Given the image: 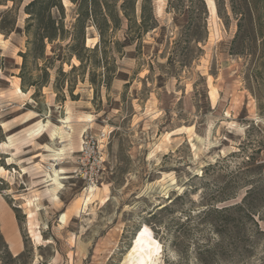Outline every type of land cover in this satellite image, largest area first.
I'll use <instances>...</instances> for the list:
<instances>
[{"label": "rangeland", "instance_id": "374dc122", "mask_svg": "<svg viewBox=\"0 0 264 264\" xmlns=\"http://www.w3.org/2000/svg\"><path fill=\"white\" fill-rule=\"evenodd\" d=\"M29 1L0 3V196L22 241L14 255L0 231V264H121L139 230L158 264H264V0H150L139 36L119 0L104 41L87 22L82 62L60 0L68 31L28 55L22 85ZM92 140L91 192L77 159Z\"/></svg>", "mask_w": 264, "mask_h": 264}, {"label": "trees", "instance_id": "16d2710c", "mask_svg": "<svg viewBox=\"0 0 264 264\" xmlns=\"http://www.w3.org/2000/svg\"><path fill=\"white\" fill-rule=\"evenodd\" d=\"M5 1V0H0ZM77 6V13L75 20L72 24L73 43L69 46L72 50H75V56L82 62V58L79 55L80 50H85V30L86 24L91 19L93 24L99 31L100 41H104L106 38L107 30L110 28L111 23L116 26L120 21L119 11L117 9V3L119 0H70ZM14 2V0H13ZM135 3L136 0H121L119 4V10L122 15L127 19L128 30L132 27L138 28V32L134 33L139 36L143 31H147L154 27L156 24L155 19L151 15L150 0L141 1V20L139 24L135 22ZM54 7L57 10L63 12V7L60 0H30L25 5V11L28 13L26 20L25 32L28 36L27 39V51L22 53V63L19 71V77L21 78V84L28 83L26 80V65L27 57L30 53L33 56L44 58L45 40L49 42L61 38L68 30L64 28L63 16L59 20L53 17L51 8ZM32 23L38 27V30L30 29ZM116 24V25H115ZM112 26V27H113ZM10 31V30H9ZM129 37V36H128ZM131 39V37H129ZM70 55H72L70 53ZM74 68V66H72ZM47 75V72H46ZM29 83L30 85H38L37 81ZM40 84V83H39ZM61 87V85H58ZM55 85V89L58 88Z\"/></svg>", "mask_w": 264, "mask_h": 264}, {"label": "bare ground", "instance_id": "6f19581e", "mask_svg": "<svg viewBox=\"0 0 264 264\" xmlns=\"http://www.w3.org/2000/svg\"><path fill=\"white\" fill-rule=\"evenodd\" d=\"M207 2H208V5L210 7H212V8L214 7L212 0H207ZM42 128H43V126L31 129L27 135L33 136V135H36L37 133L39 134L40 130ZM55 134H57V133H55ZM58 134H57V136H58ZM11 142L12 141L10 140V137H8V141H4L2 144L4 146H8L11 144ZM62 150H63L62 148H59L57 150L51 148L52 159H57L56 157H58L62 154ZM0 169L6 171L2 167ZM62 170H60V171H62ZM59 174H60V172L54 171V175L50 176L48 178L51 182L50 186H49L51 192H56V190L61 186L60 179H62L63 177L61 176V178H60ZM88 187L91 188L90 191L92 192L95 190L96 184H92ZM64 217L65 216L62 215V219ZM130 244L131 245L129 246V248L124 253L121 264H158L156 246L153 243L151 236H149V234L147 232H145L144 230H139L138 233H136V235L134 236L132 243H130Z\"/></svg>", "mask_w": 264, "mask_h": 264}, {"label": "built area", "instance_id": "2783aa9c", "mask_svg": "<svg viewBox=\"0 0 264 264\" xmlns=\"http://www.w3.org/2000/svg\"><path fill=\"white\" fill-rule=\"evenodd\" d=\"M77 162V169L81 176L84 172V175L82 176L83 179H85L87 183L91 184L97 182L102 168V161L95 140L84 143Z\"/></svg>", "mask_w": 264, "mask_h": 264}, {"label": "crops", "instance_id": "0c3cea01", "mask_svg": "<svg viewBox=\"0 0 264 264\" xmlns=\"http://www.w3.org/2000/svg\"><path fill=\"white\" fill-rule=\"evenodd\" d=\"M0 231L10 251L14 255L18 254L22 250V241L18 234V228H17L15 216L10 206L4 201V199L1 196H0Z\"/></svg>", "mask_w": 264, "mask_h": 264}]
</instances>
